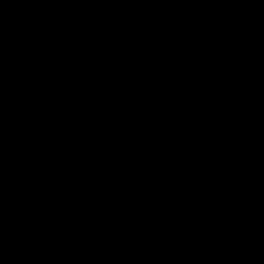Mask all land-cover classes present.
<instances>
[{
  "label": "water",
  "instance_id": "water-1",
  "mask_svg": "<svg viewBox=\"0 0 264 264\" xmlns=\"http://www.w3.org/2000/svg\"><path fill=\"white\" fill-rule=\"evenodd\" d=\"M0 264H264V0H0Z\"/></svg>",
  "mask_w": 264,
  "mask_h": 264
}]
</instances>
